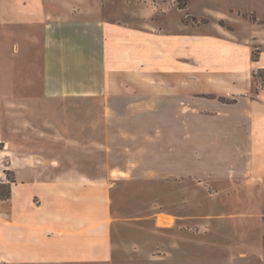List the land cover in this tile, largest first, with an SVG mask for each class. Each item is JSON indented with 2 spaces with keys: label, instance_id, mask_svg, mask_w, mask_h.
I'll use <instances>...</instances> for the list:
<instances>
[{
  "label": "rangeland",
  "instance_id": "374dc122",
  "mask_svg": "<svg viewBox=\"0 0 264 264\" xmlns=\"http://www.w3.org/2000/svg\"><path fill=\"white\" fill-rule=\"evenodd\" d=\"M100 2V18L128 26L99 46L107 63L52 76L49 100L0 102L5 137L46 160L33 168L81 184L83 199L60 192L80 200L82 252L0 243V264H264V175H250L259 110L230 95L264 87L252 65L264 63V0ZM11 185L0 181V200Z\"/></svg>",
  "mask_w": 264,
  "mask_h": 264
},
{
  "label": "crops",
  "instance_id": "0c3cea01",
  "mask_svg": "<svg viewBox=\"0 0 264 264\" xmlns=\"http://www.w3.org/2000/svg\"><path fill=\"white\" fill-rule=\"evenodd\" d=\"M3 1L0 0V102L49 100L52 76H56L54 80L62 79L69 69H98L106 64L105 59L101 60L99 46L112 38L115 29H121L119 26L128 27L122 22L115 25L109 19L100 18V0H75L76 9L69 0H17L14 4L7 0V5ZM253 61L256 69L264 68L262 59ZM87 64L90 66L86 67ZM55 87L62 89L68 85L59 81ZM249 93H232L231 101L238 102L235 96H246L259 110L252 133L257 147L250 175H264V163L257 158H262L264 150V87L253 99ZM29 133L36 132L28 130ZM0 144V181L12 184L11 196L0 200V243H10L12 254L30 257L36 251L50 254L54 249L58 255L66 256L70 242L77 256L84 245L82 229H78L83 225L84 212L77 207L81 206L79 199L69 201L60 191L83 199L81 184L68 186L60 183L63 177L48 180L41 176V171L33 166L42 164L44 167L46 160L36 158L32 151L26 152L21 145L11 142L1 128ZM23 151L26 153H21ZM22 196L32 197L28 206L16 205ZM95 197L100 200V193ZM49 200L59 203L66 200L72 206L54 207ZM69 230L75 234L69 235Z\"/></svg>",
  "mask_w": 264,
  "mask_h": 264
},
{
  "label": "trees",
  "instance_id": "16d2710c",
  "mask_svg": "<svg viewBox=\"0 0 264 264\" xmlns=\"http://www.w3.org/2000/svg\"><path fill=\"white\" fill-rule=\"evenodd\" d=\"M181 7H184V5H181ZM260 71H264V68H260ZM260 77H262V74L260 75Z\"/></svg>",
  "mask_w": 264,
  "mask_h": 264
}]
</instances>
